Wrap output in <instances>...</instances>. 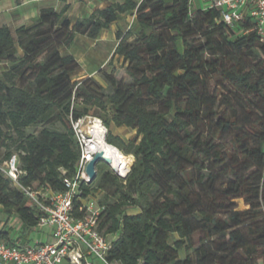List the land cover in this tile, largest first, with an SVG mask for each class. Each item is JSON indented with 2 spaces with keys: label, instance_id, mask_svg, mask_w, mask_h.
Segmentation results:
<instances>
[{
  "label": "trees",
  "instance_id": "1",
  "mask_svg": "<svg viewBox=\"0 0 264 264\" xmlns=\"http://www.w3.org/2000/svg\"><path fill=\"white\" fill-rule=\"evenodd\" d=\"M191 3L117 1L77 20L64 4L31 25L0 27V207L21 223L16 236L0 229L1 240L31 243L42 215L7 175L9 161L17 156L24 186L65 192L81 156L73 122L97 109L112 112L107 142L135 158L126 180L100 164L81 187L105 192L98 228L111 239L110 261L264 264V40L251 18L231 26L218 8ZM125 13L138 30L117 32L114 56L132 81L99 70L110 94L94 77L75 82L81 65L62 49ZM111 122L136 137L115 135Z\"/></svg>",
  "mask_w": 264,
  "mask_h": 264
},
{
  "label": "built area",
  "instance_id": "2",
  "mask_svg": "<svg viewBox=\"0 0 264 264\" xmlns=\"http://www.w3.org/2000/svg\"><path fill=\"white\" fill-rule=\"evenodd\" d=\"M212 7L218 8L222 20L231 26L251 18L254 29L264 40V0H212L208 8ZM83 118L73 122L81 156L76 176L65 179V192H43L24 186L19 182L21 171L17 156L9 161L7 175L42 212L35 230L50 229L52 241L32 239L31 243L21 245L0 239V264H121L108 259L112 242L98 228V218L104 206L95 194L85 196L81 190L83 184H91L86 166L92 160L88 159L89 140L87 132L85 134L82 129ZM114 171L126 180L131 166L124 173Z\"/></svg>",
  "mask_w": 264,
  "mask_h": 264
},
{
  "label": "rangeland",
  "instance_id": "3",
  "mask_svg": "<svg viewBox=\"0 0 264 264\" xmlns=\"http://www.w3.org/2000/svg\"><path fill=\"white\" fill-rule=\"evenodd\" d=\"M170 2L171 0H167ZM193 9V8H192ZM128 20H122L121 24L123 25L122 31L124 34L130 32H136L138 27L136 25V17L134 14H130ZM132 39V38H131ZM116 43L118 39L104 38L100 36L96 39L90 38L86 35L79 34L77 35L73 46L70 48V51L67 52V48H63L64 53L72 54L76 57L78 62L81 64V68L76 71L72 78L75 82H81L88 77L96 78L104 87V92L110 94L113 92V88L104 80L103 75L99 73V70L102 69L103 72H113L119 79H123L126 83H130L132 79L127 75L125 71V63L123 59L119 56H114L116 49ZM114 56V57H113ZM8 68L6 63H0V76L3 71ZM88 75V76H87ZM92 117V118H91ZM96 118L104 121L105 118L111 119L112 112H100L97 109H92L91 113L86 115L84 119V124L82 125L83 132L86 134V125L90 121ZM87 120V121H86ZM87 122V123H86ZM105 126L106 136L108 135V128ZM41 127L30 128V132L38 133ZM111 130L115 135L121 136L125 141H130L134 139L137 135V130L127 126L118 127L114 122H111ZM129 159V165L131 166L132 162L135 160L133 155H127ZM103 165L102 171H115L105 162H99L98 165ZM97 165V166H98ZM106 167V168H105ZM105 194L104 191L100 190L96 192L97 198H102ZM236 204L239 210H244L247 206L244 203L243 199L236 200ZM139 211V208L133 207L128 210L129 214H135ZM8 216L2 207H0V229L1 230H12L11 235L16 236L21 232V223L15 216ZM49 229L45 228L44 230H36L31 233L30 237L32 239H41L47 241V238L44 236V233H48ZM23 236H27L25 233ZM176 237H178L176 235ZM200 234H195V240L198 241ZM52 241V239H50ZM182 256H185V252L182 251Z\"/></svg>",
  "mask_w": 264,
  "mask_h": 264
},
{
  "label": "crops",
  "instance_id": "4",
  "mask_svg": "<svg viewBox=\"0 0 264 264\" xmlns=\"http://www.w3.org/2000/svg\"><path fill=\"white\" fill-rule=\"evenodd\" d=\"M117 1L122 2L124 0H0V27L8 25L12 28H18L31 25L38 21L41 9L44 7L60 9L64 4H68L70 5V10L68 12L69 17L73 20H77L79 18L88 17L95 10L105 8L109 4ZM211 3L212 0H192L191 10L196 11L199 9H207ZM130 16V14L126 13L121 14L117 21H115L108 29L102 31L100 36L116 39L117 32L122 31L123 28L121 21L128 20ZM136 25L138 27L137 23ZM69 51L70 49L67 50V52ZM67 52L65 54H67ZM50 233V229L48 233H44V236L49 241L52 239Z\"/></svg>",
  "mask_w": 264,
  "mask_h": 264
},
{
  "label": "bare ground",
  "instance_id": "5",
  "mask_svg": "<svg viewBox=\"0 0 264 264\" xmlns=\"http://www.w3.org/2000/svg\"><path fill=\"white\" fill-rule=\"evenodd\" d=\"M97 119L98 118H96V120L92 119L85 127L89 140L88 159H92L97 152L103 151L107 156L113 159V163L110 166L115 168L118 172L124 173L130 166V158L119 148L107 142L105 126ZM84 176L86 177L85 174Z\"/></svg>",
  "mask_w": 264,
  "mask_h": 264
},
{
  "label": "water",
  "instance_id": "6",
  "mask_svg": "<svg viewBox=\"0 0 264 264\" xmlns=\"http://www.w3.org/2000/svg\"><path fill=\"white\" fill-rule=\"evenodd\" d=\"M105 162L109 166L113 163V159L109 156H107L103 151L97 152L92 160H90L86 166V174L89 177V182L92 183L96 180L98 172L96 170V167L99 162ZM113 170H116L115 168H112Z\"/></svg>",
  "mask_w": 264,
  "mask_h": 264
}]
</instances>
